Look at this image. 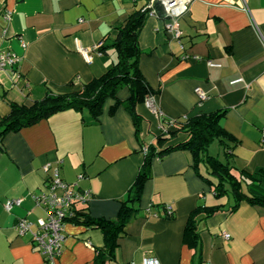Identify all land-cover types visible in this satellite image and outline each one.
<instances>
[{
	"label": "crops",
	"instance_id": "crops-1",
	"mask_svg": "<svg viewBox=\"0 0 264 264\" xmlns=\"http://www.w3.org/2000/svg\"><path fill=\"white\" fill-rule=\"evenodd\" d=\"M143 4L144 0H0V51L19 58L16 69L0 71V119L9 113V102L30 105L46 92H68L103 73L114 53L100 54L94 47L104 36L113 38L112 26ZM164 24L162 17L148 15L137 38L139 70L153 91L155 107L144 102L137 106L142 117L139 135L123 106L109 115L114 101L108 98L97 120L85 111L67 109L3 136L0 264H48L15 226L24 217L34 229L44 217L34 196L45 190L53 167L65 182H77L76 190H90L84 205L88 215L114 218L142 162V145L153 142L161 117L225 110L219 124L236 141L231 150L235 166L248 171L264 168V0H194L177 21L178 38ZM17 73L22 88L16 84H21ZM127 96L126 88L117 92L120 100ZM212 153L221 158L220 147ZM44 165H49L48 171ZM12 198L21 202L6 211L3 203ZM228 204L226 197L215 198L197 176L188 151L155 158L138 210L106 264L140 262L146 256L159 264H264V207L242 202L228 211ZM166 205L170 216L164 214ZM197 205L221 209L197 222L192 248L183 240V229ZM63 234L60 254L52 264H93L96 249L103 245L100 230L67 221Z\"/></svg>",
	"mask_w": 264,
	"mask_h": 264
},
{
	"label": "trees",
	"instance_id": "trees-1",
	"mask_svg": "<svg viewBox=\"0 0 264 264\" xmlns=\"http://www.w3.org/2000/svg\"><path fill=\"white\" fill-rule=\"evenodd\" d=\"M155 8L158 16L162 17L160 6L155 4ZM147 16L148 9L137 6L129 12L124 22L112 26L113 38L103 37L97 52L106 54L108 50H112L114 59L99 76L68 92H46L30 105L9 102V113L0 119V149L1 140L7 132L18 131L59 111H85L97 120L108 98L114 101L108 108L109 115L118 106H123L130 114L139 135L142 117L137 112V106L153 94L138 65L140 49L137 38ZM17 79L21 81L20 86L16 83L17 86L22 88L21 75L18 73ZM122 88L128 90V96L124 100L117 98V92ZM224 114L225 110L220 109L179 119L161 117V126L153 133V142L142 143V162L125 198L119 201L114 218L91 217L84 211L83 204L72 205V214L65 222L95 228L102 233L103 245L96 249L93 264H106L114 258L118 241L125 235V226L138 210L143 185L151 175L152 160H161L171 151L185 150L191 154L195 173L211 187L213 196L227 198L229 204L226 210L234 211L242 202L264 207V168L248 171L235 166L231 150L236 141L219 124ZM213 142L220 147L221 158L209 152ZM220 209V205H197L192 209L184 225L183 240H188L191 247L195 248L197 222Z\"/></svg>",
	"mask_w": 264,
	"mask_h": 264
},
{
	"label": "built area",
	"instance_id": "built-area-1",
	"mask_svg": "<svg viewBox=\"0 0 264 264\" xmlns=\"http://www.w3.org/2000/svg\"><path fill=\"white\" fill-rule=\"evenodd\" d=\"M194 0H144L142 9H148V15L158 16L155 4L160 6L162 10V18L165 21V30L172 37L178 38L180 31L178 29V19L188 11L190 4ZM8 17V13L5 14ZM100 45H96L97 48ZM83 56L87 57L85 50L80 49ZM19 62V58L9 51H0V71L8 68L14 69ZM210 63V62H208ZM16 69V68H15ZM17 78V75H16ZM198 97L204 99V93L198 88L195 89ZM151 95L148 96L144 103L154 109L151 104ZM161 122V118H160ZM261 138L264 139V126L261 130ZM145 151V149H143ZM45 171L49 170V165H44ZM82 174L77 175L80 180ZM77 182L67 183L58 174L56 167H53L47 178L45 190H42L38 195L34 196L35 203L41 207L44 217L37 220L35 228H32V223L24 217L19 218L16 223V230L19 235H28L29 242L32 247L39 251L48 264H52L58 257L61 251L62 242L64 239L63 226L65 219L71 213L73 204L85 205L91 198L90 190H76ZM21 202L19 198L6 199L3 207L6 211H10L13 207L18 206ZM172 213L170 205L164 207V214L170 216ZM224 238H228L227 233H223ZM128 264H159L158 260L153 256H146L140 262H130Z\"/></svg>",
	"mask_w": 264,
	"mask_h": 264
},
{
	"label": "rangeland",
	"instance_id": "rangeland-1",
	"mask_svg": "<svg viewBox=\"0 0 264 264\" xmlns=\"http://www.w3.org/2000/svg\"><path fill=\"white\" fill-rule=\"evenodd\" d=\"M216 148H218V149H219V147L217 146V143H216V142H213V143L211 144V148H210L211 150H210L209 152L211 153V151H212V150H214V151H215V150H216ZM212 154H213V153H212Z\"/></svg>",
	"mask_w": 264,
	"mask_h": 264
}]
</instances>
